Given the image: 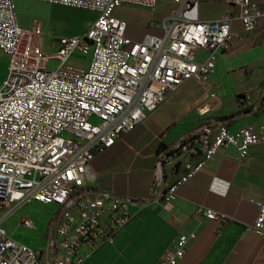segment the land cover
<instances>
[{
	"label": "built area",
	"instance_id": "obj_1",
	"mask_svg": "<svg viewBox=\"0 0 264 264\" xmlns=\"http://www.w3.org/2000/svg\"><path fill=\"white\" fill-rule=\"evenodd\" d=\"M34 1L96 16L82 33L58 36L55 49L45 51L42 34L19 26L13 0H0V51L8 56L0 79V264H81L129 220L134 204L110 193L81 191L91 175L92 158L133 129L183 81L207 85L216 53L228 46L232 20L250 33L264 23V6L226 0L232 10L212 20H191L183 12L197 8L199 0H172L161 35L133 40L124 34L125 22L113 15L114 9L131 4L153 11L155 0ZM72 55L87 57L85 66L66 65ZM239 97L248 100V91ZM258 143H264V120L235 130L221 122L199 125L156 151L154 174L156 183H163L162 197L173 199L177 186L219 148L230 147L243 158ZM28 202L54 208L45 247L23 244L1 225L3 217ZM256 205L246 229L264 236V199ZM194 212L214 220L216 233L226 222L204 205ZM18 224L34 228L29 217H19ZM193 236L176 234L169 254L154 264H176Z\"/></svg>",
	"mask_w": 264,
	"mask_h": 264
},
{
	"label": "crops",
	"instance_id": "obj_2",
	"mask_svg": "<svg viewBox=\"0 0 264 264\" xmlns=\"http://www.w3.org/2000/svg\"><path fill=\"white\" fill-rule=\"evenodd\" d=\"M253 1L264 5V0ZM173 6L172 0H155L153 11L121 4L113 15L125 22L127 37L140 40L145 34L161 35V21ZM230 10L232 5L226 0H199L197 8L192 7L183 15L191 20H212ZM88 12L83 29L96 16ZM18 24L24 30L41 31ZM83 29L70 35L80 34ZM7 62L8 56L0 51V79ZM263 70L264 23L245 33L239 22L232 20L228 46L216 53L207 85L193 79L183 81L133 129L92 158L91 175L81 191L110 193L130 198L134 204L130 205L129 220L110 241L88 252L81 264H154L169 254L172 238L178 233L194 236L187 240L176 264H264V236L246 229L256 216V203L264 199V143L249 146L243 158L230 147L219 148L200 171L177 186L171 200L162 197V187L154 174L155 154L160 147L170 145L204 121L214 123L211 121L215 118L251 104L264 83ZM248 90L250 98L239 104L237 95ZM210 93L214 97L210 98ZM261 120L264 106L258 114L242 115L225 125L235 130ZM198 205L226 218L219 233L214 230V220L194 212ZM49 209L50 216L54 208ZM81 251L84 253L87 248L82 246Z\"/></svg>",
	"mask_w": 264,
	"mask_h": 264
},
{
	"label": "rangeland",
	"instance_id": "obj_3",
	"mask_svg": "<svg viewBox=\"0 0 264 264\" xmlns=\"http://www.w3.org/2000/svg\"><path fill=\"white\" fill-rule=\"evenodd\" d=\"M15 8L19 23L31 28L34 26L33 28L37 30L39 28L41 29L38 33L44 34L42 47L45 51H53L55 49L56 37L80 32L84 28L83 24L89 13V10L85 9L56 4L45 5L39 2H27L24 0H16ZM34 16L40 17L42 20L39 21L33 18ZM50 39H52L51 43H49ZM86 60L87 57L72 55L66 61V65L84 67ZM52 63V60L48 62V64ZM1 73L2 69L0 67V74ZM262 81H264V70L261 72V82ZM248 94L250 98L249 90ZM237 100L240 102L242 99L238 96ZM49 208H53V206L36 202L20 204L3 217L1 225L12 238L23 244L45 247L47 239L45 229L46 225L49 223V219L47 220L50 214ZM21 216L31 218L34 221V228L29 230L21 227L18 224L19 217Z\"/></svg>",
	"mask_w": 264,
	"mask_h": 264
},
{
	"label": "trees",
	"instance_id": "obj_4",
	"mask_svg": "<svg viewBox=\"0 0 264 264\" xmlns=\"http://www.w3.org/2000/svg\"><path fill=\"white\" fill-rule=\"evenodd\" d=\"M237 96H241V93H239ZM243 102H245V101H240L239 104H242ZM263 106H264V83H263L262 87H260V89L258 90V93H257L255 99L253 100V102H251V104H249V105L244 104V105H242V107L239 110H236L233 113H230L228 115L219 116L211 122H214V123L215 122H221V123L225 124V123L232 121L236 117H239L242 115H246L249 113L258 114L259 111L262 110ZM207 123H210L209 120L204 121V122L200 123L199 125L207 124ZM198 126H196L194 129H196ZM194 129L184 133V135L182 137L189 134Z\"/></svg>",
	"mask_w": 264,
	"mask_h": 264
},
{
	"label": "water",
	"instance_id": "obj_5",
	"mask_svg": "<svg viewBox=\"0 0 264 264\" xmlns=\"http://www.w3.org/2000/svg\"><path fill=\"white\" fill-rule=\"evenodd\" d=\"M160 185H161L162 190H163V183L161 182ZM47 253H48V258H49V261H50V254H49V252H47Z\"/></svg>",
	"mask_w": 264,
	"mask_h": 264
}]
</instances>
